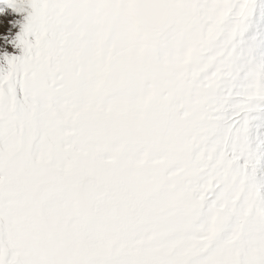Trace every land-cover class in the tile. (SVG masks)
Returning a JSON list of instances; mask_svg holds the SVG:
<instances>
[{"label":"snow or ice","instance_id":"6c2138e0","mask_svg":"<svg viewBox=\"0 0 264 264\" xmlns=\"http://www.w3.org/2000/svg\"><path fill=\"white\" fill-rule=\"evenodd\" d=\"M6 2L27 16L0 54V264H264V61L221 86L168 21L264 0Z\"/></svg>","mask_w":264,"mask_h":264},{"label":"rangeland","instance_id":"374dc122","mask_svg":"<svg viewBox=\"0 0 264 264\" xmlns=\"http://www.w3.org/2000/svg\"><path fill=\"white\" fill-rule=\"evenodd\" d=\"M190 2L201 3L202 0H168V5L185 4ZM0 9H3L2 15L5 14L3 17H5V19L13 25L12 37L4 35L0 38V46H2L0 47V54L6 51L8 54L22 55V50L15 48L14 45L10 43V41H14L15 37L20 32L21 25L27 16V11L23 13H17L15 11L13 12V9L7 5L6 0H0ZM260 10L264 12V7H261ZM9 17L11 19L14 18V21L11 22ZM258 19H260V22H264V17H259L256 15L257 26L255 23V18L251 20L254 22L252 26L250 21H241L239 24L228 21L223 25L218 26L214 24L213 21L205 18L204 14L199 10L194 13H187L183 9H175L170 14L169 23L177 27L178 41L187 44L191 51L199 52L203 57L206 58V63L203 65V70H207L209 67L213 66L217 67L221 72L220 85L226 86L230 82L227 81V70L233 69V79L236 75H238V70L243 63L241 58L242 53L250 56V53L253 50V56H255V58L257 57L256 59L258 61H263L262 56L264 55V50L261 44L264 42V40L262 37H260L262 32V28L260 26L262 25L260 24V26H258ZM244 36H246L245 42L243 40ZM229 55L231 56L229 57ZM233 61H238L240 66L237 64L236 67L232 68ZM263 112L264 102H260V107L250 113V115L254 117V119L251 121L250 128V137L254 146L257 144V142H264ZM257 178L264 181V166L258 170Z\"/></svg>","mask_w":264,"mask_h":264},{"label":"bare ground","instance_id":"6f19581e","mask_svg":"<svg viewBox=\"0 0 264 264\" xmlns=\"http://www.w3.org/2000/svg\"><path fill=\"white\" fill-rule=\"evenodd\" d=\"M8 5V4H7ZM14 12V11H13ZM5 15V14H4ZM4 15H2V14H0V38L1 37H3L4 35H7V36H10V37H12V28H13V25H12V23H9L6 19H5V17H3ZM256 15L257 16H259V17H264V12L263 11H261L260 9L257 11V13H256ZM256 15H255V23H256V26H257V20H256ZM9 19H10V21L12 22V21H14V18H10L9 17ZM250 23H251V26H252V24L254 23L253 21H251L250 20ZM260 24L262 25V26H260ZM231 26H232V24H231ZM246 26H247V24H246ZM258 26H260L261 28H262V32H261V36L260 37H262V39L264 40V22H260V19H258ZM227 27V26H226ZM249 28V27H248ZM254 28V27H253ZM258 28V27H257ZM229 29V28H228ZM257 36V35H256ZM226 38H228V37H226ZM236 38V37H235ZM251 38V37H250ZM253 38V37H252ZM258 38V37H257ZM236 39H238V38H236ZM241 39V38H240ZM232 40V39H231ZM243 40H244V42L246 41V36H244L243 37ZM228 41V40H227ZM262 41V40H261ZM259 42V41H258ZM257 42V43H258ZM235 44V43H234ZM262 47H263V50H264V42H262ZM238 46V45H237ZM246 46V45H245ZM227 47V46H226ZM242 47V46H241ZM234 48V47H233ZM251 48V47H250ZM260 50V49H259ZM226 51H227V49H226ZM233 51V50H232ZM227 53V52H226ZM210 54V53H209ZM211 54H212V52H211ZM234 54V53H233ZM232 54V55H233ZM238 54V53H237ZM227 55V54H226ZM242 55V54H241ZM250 55H251V53H250ZM224 56H225V54H224ZM231 55H229V57H230ZM226 57V56H225ZM254 57V59H256L255 58V56H253ZM219 58V57H218ZM262 58H263V61H264V55L262 56ZM217 59V58H216ZM228 59V58H227ZM230 59V58H229ZM237 59V58H236ZM237 60H239V59H237ZM257 60V59H256ZM229 62V61H228ZM228 62H226V63H228ZM230 63V62H229ZM231 63H232V60H231ZM238 64V66H240V64L238 63V61L237 62H235V61H233V65H232V68H234V67H236V65ZM231 66V65H230ZM233 76H234V71H233V69L232 70H227V81H231L232 79H233ZM264 113V112H263Z\"/></svg>","mask_w":264,"mask_h":264},{"label":"water","instance_id":"95a60500","mask_svg":"<svg viewBox=\"0 0 264 264\" xmlns=\"http://www.w3.org/2000/svg\"><path fill=\"white\" fill-rule=\"evenodd\" d=\"M140 2L150 10H158L156 6L160 4L168 5V0H140ZM168 20H169V16H168Z\"/></svg>","mask_w":264,"mask_h":264}]
</instances>
